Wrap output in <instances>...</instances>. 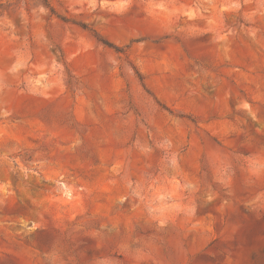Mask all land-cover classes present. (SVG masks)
I'll list each match as a JSON object with an SVG mask.
<instances>
[{"label": "rangeland", "instance_id": "1", "mask_svg": "<svg viewBox=\"0 0 264 264\" xmlns=\"http://www.w3.org/2000/svg\"><path fill=\"white\" fill-rule=\"evenodd\" d=\"M0 264H264V0H0Z\"/></svg>", "mask_w": 264, "mask_h": 264}]
</instances>
